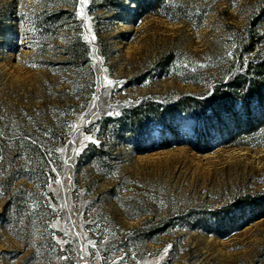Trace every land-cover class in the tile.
Returning a JSON list of instances; mask_svg holds the SVG:
<instances>
[{
  "label": "rangeland",
  "instance_id": "374dc122",
  "mask_svg": "<svg viewBox=\"0 0 264 264\" xmlns=\"http://www.w3.org/2000/svg\"><path fill=\"white\" fill-rule=\"evenodd\" d=\"M153 3L0 0V264H264V0Z\"/></svg>",
  "mask_w": 264,
  "mask_h": 264
},
{
  "label": "trees",
  "instance_id": "16d2710c",
  "mask_svg": "<svg viewBox=\"0 0 264 264\" xmlns=\"http://www.w3.org/2000/svg\"><path fill=\"white\" fill-rule=\"evenodd\" d=\"M165 0H154V3L152 4L154 8H158L159 6L164 3ZM254 21H252V24ZM253 34V33H252ZM253 36V35H251ZM252 39V37H250ZM249 46L247 50H252L250 47L252 46V43L249 42ZM230 87L231 91H217L214 95V98H220L223 101H227L229 98H231V94H234L237 98L240 100H246L247 102L249 100H258L264 102V60L260 59L259 57L255 60H252L249 64V67L245 74H237L230 83L227 85ZM221 104L218 103L217 106H220ZM247 108L248 106L245 105ZM171 114H173V111H169ZM246 119L241 120L240 118H234L235 119V127L238 130L237 134L240 133H247L250 134L251 132L257 130L260 127L264 126V114L259 117H252V112L250 109H247L245 112ZM243 124V125H242ZM205 134H201L196 138L194 142V146L196 149L201 151H209L212 149V147L209 145V141L207 140V137H205ZM236 137V134L231 133L229 140H233V138ZM162 145L164 147L169 146L168 139L162 141Z\"/></svg>",
  "mask_w": 264,
  "mask_h": 264
},
{
  "label": "snow or ice",
  "instance_id": "6c2138e0",
  "mask_svg": "<svg viewBox=\"0 0 264 264\" xmlns=\"http://www.w3.org/2000/svg\"><path fill=\"white\" fill-rule=\"evenodd\" d=\"M82 3H86V0H81Z\"/></svg>",
  "mask_w": 264,
  "mask_h": 264
}]
</instances>
